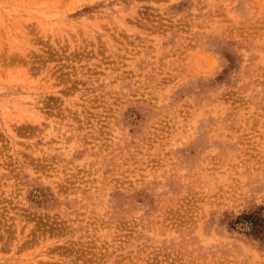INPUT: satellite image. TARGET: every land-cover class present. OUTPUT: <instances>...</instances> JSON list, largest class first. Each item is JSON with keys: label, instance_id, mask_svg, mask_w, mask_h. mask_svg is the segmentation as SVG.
Segmentation results:
<instances>
[{"label": "rangeland", "instance_id": "1", "mask_svg": "<svg viewBox=\"0 0 264 264\" xmlns=\"http://www.w3.org/2000/svg\"><path fill=\"white\" fill-rule=\"evenodd\" d=\"M0 264H264V0H0Z\"/></svg>", "mask_w": 264, "mask_h": 264}]
</instances>
